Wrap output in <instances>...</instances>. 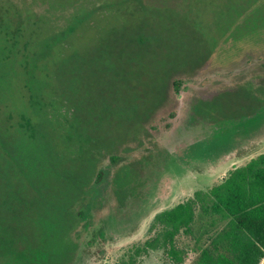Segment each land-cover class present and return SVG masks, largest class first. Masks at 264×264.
Listing matches in <instances>:
<instances>
[{
  "label": "rangeland",
  "instance_id": "obj_1",
  "mask_svg": "<svg viewBox=\"0 0 264 264\" xmlns=\"http://www.w3.org/2000/svg\"><path fill=\"white\" fill-rule=\"evenodd\" d=\"M262 49L264 0H0V155L9 163L3 166L31 186V214L20 224L28 225L41 246L54 250L55 256L44 260L114 264L153 236V216L142 224H100L110 216L126 219L134 210L131 218L141 219L150 203L168 194L171 180L180 179L164 163L160 169L156 166L167 161L163 155L172 141H180L172 134L179 120L168 116L174 106L163 104L161 111L144 116L148 106L161 98L167 78L191 56L215 53L218 62L229 64L245 52ZM255 62L238 64L229 78V71L222 70L228 64L217 66L215 60L184 75L192 86L236 87L260 82L256 78L264 69ZM124 73L132 75L125 80ZM108 83L116 88L113 97L104 95L105 88L111 89ZM216 105L227 118L242 115L237 109L252 110L248 100L236 97ZM261 127L264 133V124ZM227 131L228 139L215 143L218 150L212 148L214 163L202 162L203 169H212L238 147L232 129ZM261 138L264 134L250 139L255 143ZM256 147L258 152L247 153L233 165L184 174L174 187L176 196L163 208L192 197L196 190H207L233 167L264 154V141ZM102 150L120 158L124 175L113 178L115 184L104 181L105 192L93 197L89 185ZM102 158V164H108ZM191 165L195 169L194 162ZM138 170L142 175L134 174ZM152 179L158 180L155 190L150 188ZM88 208L89 223L83 214ZM195 214L190 232L175 236L181 264H197L201 251L213 247L225 226L197 206ZM83 222L88 227L72 237L70 232ZM42 255L35 258L39 264ZM137 261L175 264L161 246L148 248Z\"/></svg>",
  "mask_w": 264,
  "mask_h": 264
},
{
  "label": "trees",
  "instance_id": "obj_2",
  "mask_svg": "<svg viewBox=\"0 0 264 264\" xmlns=\"http://www.w3.org/2000/svg\"><path fill=\"white\" fill-rule=\"evenodd\" d=\"M81 60L77 59L74 67H79ZM109 68L112 69V66ZM128 74L124 73L123 79L126 80ZM107 87L111 89L106 91L105 88V97L117 94L111 83ZM249 102L254 108V101L251 99ZM254 114L252 112L248 117L252 118ZM4 164L9 163L0 155V264H39L35 258L41 254L44 257L42 264H51L44 259L54 257V250L41 246L40 241L27 231L28 225L20 224L24 216L31 214L27 197L28 192L32 191L31 186L27 187L23 181L17 180L13 176L17 173ZM196 206L203 215L225 222L213 247L201 251L197 264H264V154L233 167L219 183L207 190H196L192 197L156 213L149 226V231H155V234L141 245H135L127 258L123 257L114 264H138L137 258L141 253L160 246L165 247L175 264H181L183 258L175 247V236L180 231L190 232L196 217ZM91 211L88 208V211L82 212L86 216L84 222L90 218ZM6 216L8 221L5 222ZM84 222L77 224L76 229L70 232L73 233L72 237L88 227L89 222Z\"/></svg>",
  "mask_w": 264,
  "mask_h": 264
},
{
  "label": "flooded vegetation",
  "instance_id": "obj_3",
  "mask_svg": "<svg viewBox=\"0 0 264 264\" xmlns=\"http://www.w3.org/2000/svg\"><path fill=\"white\" fill-rule=\"evenodd\" d=\"M29 41H32V37L29 38ZM26 47L27 44H25V48ZM252 53H257V54L253 55ZM222 54H226V53H222ZM217 55L218 54L211 53V54L202 55L199 58L197 57L193 58L192 56L188 58V60H186L187 63L185 64L184 68H181V70H175L170 74V76L166 80L163 92L160 93L159 95L161 96V98L157 99L155 104L151 106L149 105L148 110L144 115L147 116L149 112L152 110L161 111V106L163 104L166 106H170V105L174 106V108H171L169 110L168 116L171 119L179 120L177 124L178 125L177 130L172 132V134L173 135L177 134L178 139L180 141L178 142L172 141V143L166 149L167 154L163 155L165 156V158H167L166 159L167 161L165 162L163 161L162 164H159L160 161H158L156 166L157 169H160V167L164 163L165 166L171 167V173H173L175 177L179 176L180 179L178 177L177 178L179 179L178 181L180 182L183 180L182 177L184 176V174L192 173V172L198 173V171L201 172L203 169L202 162H205L207 165L214 163L213 160L214 153L212 152V148H214L215 151L218 150L217 146H215V143L223 139H228L229 134L227 131V127H230L232 129L234 135L233 137H236L234 140H237V142H239L238 147H236L234 151L223 156V158H219L217 165L213 164L214 167L212 169L204 168L203 170L205 172L210 170L216 171L217 169H219L220 166H223L225 164L233 165L239 158L247 155V153H249L248 156H251L253 153L259 151V149H257L256 146L259 147V144H261V142L264 141L263 140L264 138L263 139L261 138L254 143L250 139L256 134L258 135L264 134L262 133L263 128L261 127L264 124V119H263L264 116H262V113L264 111L263 72H259V75H257L256 78V79L260 78L259 80L260 82L256 83V82L248 81V82H243L245 84L241 83V85H238L236 87L232 85L227 88L224 87L220 88L219 85H208L206 83H201V85L197 84L195 86L193 85L194 86L193 87L192 85L189 84L187 78H185L186 76L184 75V73H186L185 71L187 69L190 70L194 69L197 71V69L199 68L198 65L204 64L207 61L215 60V64H217V66L223 63H227L222 61L218 62L219 58H216ZM224 58L225 57L223 56V60ZM247 60L256 61L258 63L257 65L264 69V50L262 49L258 52L255 51L245 52L244 54L239 55L238 58L235 57L234 61L230 62L229 64L227 63L228 64L227 69H222V70L224 72L227 70L229 71L228 72L229 74L227 76L229 78L231 75H234L236 73V68H237L236 66L240 63H246ZM227 80L229 79H226V81ZM227 82H229L230 84V81ZM206 86H209L208 92ZM186 93H189L187 97H186ZM184 96L186 97V99H184ZM226 97H228L231 100V102L234 97H236L238 101L243 99L249 101L252 99L254 101L253 102L254 108L251 105L249 107L252 109L250 113L252 112L255 113L254 117L249 118L247 115L250 113L243 112L242 109H237L236 110L237 114H242V115L232 116L227 118L225 116L226 111L221 110L216 105L217 102L220 103V101ZM257 107L259 108L258 112H256V110L258 109ZM261 119L263 120L260 121ZM243 134H245V137H242ZM179 142H183V143H179ZM196 152L198 153L196 154ZM211 153L213 155H211ZM104 156L105 158L108 159V164L106 165L102 164L103 163L102 157ZM119 159L120 158H118L117 156L107 154L103 150L99 153V157L98 155H96L95 158L96 164L94 167L93 177L90 182V184L91 183L92 184L89 185L91 189L90 195H93V197H96L97 195H102L103 192H105L104 189L108 185V184L105 185L103 183L104 181L107 180L108 182L109 180L110 181L112 180L113 184H115V180H113V178L124 175V173H122L124 171L119 166L122 161H120ZM98 160H100L101 163L98 164ZM190 162L191 163L194 162L195 169H191L192 165ZM143 166L145 167L144 164ZM140 172L142 175L143 170L135 171L134 174H139L140 176ZM134 177L136 176L134 175ZM178 181H176V179L171 180L169 184L168 194L163 195V197L160 199L159 198L156 199V202L153 201L152 203H150L149 207H147L150 209L149 210L146 209V213L144 217H142L141 219L131 218L133 212H135L134 210L133 212H130V214L127 213L128 216L126 219H116L110 216L106 219L100 220V224H115V223L142 224L150 216H153L152 218H154L155 214L166 209L163 208L165 204L169 202V200L172 197L176 196V194H174L175 192L174 187L176 186ZM152 182L153 183L150 188L152 190H155L156 189L155 183L158 182V180L152 179ZM135 185H137V183ZM139 188H141V186ZM151 193L148 194V196H151ZM145 194L147 196L146 191ZM143 197L146 198L144 195H142V198ZM155 197L158 196L156 195ZM95 204H96V200H95ZM124 220L126 223L123 222ZM132 221L133 223H131ZM83 252H85V250H83Z\"/></svg>",
  "mask_w": 264,
  "mask_h": 264
},
{
  "label": "crops",
  "instance_id": "obj_4",
  "mask_svg": "<svg viewBox=\"0 0 264 264\" xmlns=\"http://www.w3.org/2000/svg\"><path fill=\"white\" fill-rule=\"evenodd\" d=\"M179 202H180V201H179ZM177 203H178V202H177ZM177 203H176V204H177Z\"/></svg>",
  "mask_w": 264,
  "mask_h": 264
}]
</instances>
